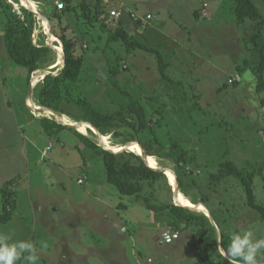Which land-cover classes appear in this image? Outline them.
Segmentation results:
<instances>
[{"label": "rangeland", "instance_id": "rangeland-1", "mask_svg": "<svg viewBox=\"0 0 264 264\" xmlns=\"http://www.w3.org/2000/svg\"><path fill=\"white\" fill-rule=\"evenodd\" d=\"M30 2L34 6L27 7L23 0L13 5L16 9L31 7L43 17L36 15L39 24L34 41H40L39 35L43 33L47 35L54 50L51 62L59 66L63 50L60 40L54 49L55 41L47 34L49 11L46 5ZM254 2L264 17V1ZM121 5L137 16L134 21L142 22L141 27L134 23L126 25L132 36L158 48L171 62L169 73L190 86L191 113L180 115L168 109L172 115L166 118L174 123L158 125L156 120H162L161 114L152 111L159 106L171 107L173 102L161 85L155 55L125 48L120 41L108 43V32L98 26L93 31L100 37V48L94 40L89 44L87 40L82 42L85 61L77 86H83L93 104L99 103L108 111L116 110L121 103L128 105L126 101H138L139 105L129 109L156 128L161 142L178 141L187 148L192 162L186 168L195 178L189 190L196 200L204 199L211 211L202 203H193L189 197L185 202L186 196L181 192L179 202L206 213L219 239L224 232L226 248L235 231L251 228L254 234L264 236V223L247 204L240 181L218 172L220 163L226 160L239 168L255 169V194L258 203L264 206L262 93L256 91V75L244 63L250 53L243 41L254 32L256 22L248 19L238 24L232 0H111L108 3L110 10ZM199 9L201 14L196 13ZM149 14L152 19L147 18ZM109 21L115 27L117 22ZM2 22L0 18V233L11 241H31L37 257L35 264H199L196 244L200 238L195 230L176 232L168 217L151 212L135 196L120 194L105 181L101 157L91 154L86 159L82 157L75 147L78 141L72 131L48 135L38 119L45 115L41 111L44 109L33 100L34 89L29 96L33 75L28 85L26 69L16 65L7 51ZM117 63L121 66L118 80L124 90L121 99L116 97L107 78L108 68ZM124 63L128 64L127 69L122 68ZM43 71L35 72L33 88ZM172 92L175 98H180L179 92ZM66 111L73 118L62 115L59 123L76 124L74 129L103 148L119 150L128 144L125 150L139 153L137 140L122 144L124 138L130 139L135 133L130 127L123 128L124 134L118 138L107 134L100 140L88 122L76 121L82 114L80 108L68 106ZM129 120L135 122L138 118L131 116ZM154 157L153 165L168 169L166 172L172 175L171 178L164 173L168 176L167 184L172 186L170 190L168 185L164 188L161 198L175 203L174 162L167 156ZM11 178L15 179L8 189L16 207L12 217L3 222L2 187ZM80 178L83 183L78 182ZM165 233L168 237H163ZM216 257L218 253L208 252L207 264H224ZM18 264L29 262L22 258Z\"/></svg>", "mask_w": 264, "mask_h": 264}, {"label": "trees", "instance_id": "trees-1", "mask_svg": "<svg viewBox=\"0 0 264 264\" xmlns=\"http://www.w3.org/2000/svg\"><path fill=\"white\" fill-rule=\"evenodd\" d=\"M13 1L19 4V0ZM31 1H36V4L40 3L43 6L46 5L45 8L49 11L47 19L50 23V31L54 35L51 39L55 41V45L58 44L57 40L61 41L59 45L65 55L64 67L61 72L57 75L47 74L33 88L34 102L40 107L52 109L61 115H66L68 118L72 116L66 111V108L76 105L77 108L82 110V114L79 115V119L76 121L81 120L92 124L102 135L112 134L115 138H118L124 134L123 128L126 126L130 127L135 133L129 136L130 139L124 138L122 144L131 140H137L148 156H167L172 159L175 165L174 171L178 179L180 192L184 196L189 197L193 203H202L209 209L204 199L200 201L196 200L189 190L193 186L195 178L192 171H188L186 168L192 162V157L188 155L187 148L178 141L169 140L167 144L161 142L159 135L155 131L156 128H152L149 122L147 124L138 115L132 114L131 109H129L133 105H139L138 101L136 103L134 101H126L128 105L121 103L116 110L108 111L104 107H101L99 103L95 102L93 104L84 93L83 86L82 88L77 86L85 61L82 42L87 40L89 44L90 41L94 40L97 48H100V40H98L100 37H96L93 31V28L98 26L101 31L108 32V43L120 41L125 48H137L155 55L161 85H163L164 91L173 102L171 107L159 106L152 111V114L157 113V111L161 114L162 120L160 118L156 120L158 125L169 126V123H174L172 120L168 121L166 118V116L172 115L169 113V110L180 115L190 114L191 109L188 107L189 91L185 89V84L182 80H175L169 73L168 70L171 62L166 60L158 48L149 46L141 40L134 38L127 28L131 24L125 22V17L133 21L132 23L136 27L141 25L142 22L140 20L134 21L130 13L124 11L121 18L116 21L115 27H111L109 20L115 22L111 19L108 6L111 0H80L78 4H74L75 0H62L65 4L63 9H58L54 4V0ZM232 1L234 2V14L238 24H244L248 19L256 22L254 32L248 34L243 39L244 46L250 53L244 63L256 75V91L262 93L260 103L264 109V17L254 0ZM196 13L199 14L200 10H197ZM0 18L3 21V36L7 51L16 65L24 67L27 70V83L29 85L33 73L38 70H45L46 64L51 62L54 50L48 44L47 35L44 33L43 35H39L40 41H34L39 19L32 10L24 6L16 9L11 2L0 0ZM120 68L121 66L118 63L110 66L107 78L115 89L116 97L121 99V92L123 93L124 90L120 87L118 80L121 72ZM122 68L127 69L128 64L126 67L123 64ZM172 91L179 92L180 98H175V93L172 94ZM110 94L112 95V91ZM195 106L197 108L201 107L196 104ZM131 116L138 118V120L131 122L129 120ZM152 119L154 120L153 117ZM40 121L49 136H59V133L63 130L72 131L74 137L78 139L77 146L75 147L81 152L84 159L87 158L88 154L95 156V158L101 157L105 181L114 185L120 194L135 196L141 199L151 212L168 217L171 227L176 232L188 229L195 230L194 233L200 238L196 244L198 246L196 255L199 264H207L209 262L206 259L208 252L218 253L216 260L228 264V261L217 251L219 234L206 213L175 204L172 199L161 198L162 191L168 185V180L161 170L153 168L156 165L148 162L152 166L150 167L144 158L136 152L128 150L113 152L107 150L94 142L89 136L54 119L41 117ZM144 135H147L145 136L146 138H142ZM114 151L117 150L114 149ZM218 170L220 174L232 176L240 181L246 194L247 204L258 212L264 223V206L258 203L254 189L256 170L239 168L231 160L221 162ZM14 179L7 181L2 188L3 213L1 219L3 222L8 221L12 217V213L16 207V200L8 189ZM169 185L170 190L171 185ZM209 211L211 210L209 209ZM214 219L218 223L216 217ZM225 221L228 222L227 218H225ZM203 242L205 243L204 245ZM221 242L222 246L226 249L224 245V232L221 234Z\"/></svg>", "mask_w": 264, "mask_h": 264}, {"label": "clouds", "instance_id": "clouds-1", "mask_svg": "<svg viewBox=\"0 0 264 264\" xmlns=\"http://www.w3.org/2000/svg\"><path fill=\"white\" fill-rule=\"evenodd\" d=\"M220 241L217 239V251L228 264H260L264 260V236L254 234L251 228L233 232L226 249ZM22 258H26L29 264H35L37 257L33 243L11 241L0 233V264H18Z\"/></svg>", "mask_w": 264, "mask_h": 264}, {"label": "water", "instance_id": "water-1", "mask_svg": "<svg viewBox=\"0 0 264 264\" xmlns=\"http://www.w3.org/2000/svg\"><path fill=\"white\" fill-rule=\"evenodd\" d=\"M27 1V0H26ZM28 7V6H27ZM30 10H32L34 13H35V15H37L39 18H43L40 14H38L37 13V11L36 10H34V9H31V8H29ZM47 20V19H46ZM47 22H48V20H47ZM50 32V33H49ZM48 35H49V39L51 40V38H52V33H51V31L50 30H48V33H47ZM62 44V43H61ZM53 46V45H52ZM54 47V49H56V45H54L53 46ZM64 62H65V55H64V52H62V65H61V67L56 71V73H54V72H50V71H46V72H44V77L47 75V74H54V75H57V74H59L60 72H61V70H62V68L64 67ZM33 80H34V78H33ZM33 80L31 81V85H30V89H29V96H30V94H32V90H33V84H32V82H33ZM43 108V107H42ZM44 110H46V108H43ZM48 110H50V111H52L56 116H58V117H61L62 115L60 114V113H58V112H56V111H54V110H52V109H48ZM42 111V110H41ZM66 125H69V126H72V127H74V128H76V124H74V123H66V122H64ZM90 124V123H89ZM91 125V130H93L95 133H97V134H99V137H100V140H101V138L103 137L102 136V134L92 125V124H90ZM77 129V128H76ZM101 143H102V141H101ZM103 144V143H102ZM139 144V146H140V152H139V154L144 158V160L146 161V163L148 164V155L146 154V152H145V150H144V148L142 147V145L140 144V143H138ZM129 146L130 145H125V146H123V147H121L119 150H117V151H114V150H110L109 148H107L106 146L104 147L105 149H107V150H110V151H113V152H119V151H122V150H125V149H128L129 148ZM149 165V164H148ZM150 166V165H149ZM150 167H152V166H150ZM153 168H156V169H159V170H161L163 173H165L166 174V170H168V169H166V168H163V167H159V166H154ZM173 174H174V176H175V185L173 186L174 187V198H175V203H178V204H180V205H182V206H185V207H188V208H191V209H193V210H197V211H200L198 208H196V207H191V206H188V205H184V204H182V203H180L179 202V195L181 194L180 193V190H179V184H178V179H177V176H176V174L173 172ZM168 177V176H167ZM172 186V185H171ZM163 237H168L167 235H166V233L165 234H163ZM173 237H175V236H173Z\"/></svg>", "mask_w": 264, "mask_h": 264}, {"label": "built area", "instance_id": "built-area-1", "mask_svg": "<svg viewBox=\"0 0 264 264\" xmlns=\"http://www.w3.org/2000/svg\"><path fill=\"white\" fill-rule=\"evenodd\" d=\"M12 4H14V2H12V0L10 1ZM54 4L57 6L58 9H63L65 7V4L62 0H54ZM15 5V4H14ZM126 9L124 8L123 5L120 6V8H112L110 10V16H111V19L114 20L116 22V20H119L121 18V16L123 15V12L125 11ZM128 13H130V16H132L133 18H137V16H135L133 13H131L130 11H128ZM148 19H151V15H148L147 16ZM127 64L124 63V67H126ZM230 82L232 83L233 80H230ZM34 84V83H33ZM44 112L43 115H45V117H48V118H52V117H56L57 116L50 110L46 109V110H42ZM48 148H50V146H48ZM79 183H83L84 180L83 178H80L78 180Z\"/></svg>", "mask_w": 264, "mask_h": 264}, {"label": "crops", "instance_id": "crops-1", "mask_svg": "<svg viewBox=\"0 0 264 264\" xmlns=\"http://www.w3.org/2000/svg\"><path fill=\"white\" fill-rule=\"evenodd\" d=\"M30 1V0H29ZM51 1V0H50ZM79 0H75L74 1V4H78L79 2H78ZM34 2V1H33ZM200 10V9H199ZM201 11V10H200ZM150 15V14H149ZM151 19H152V16H151ZM125 22H127L128 24H132V22L133 21H130L129 19H128V17H125ZM137 27H141V25H139V26H137ZM45 31V30H44ZM45 32H47V31H45ZM35 36V35H34ZM52 36H53V34H52ZM35 39V38H34ZM58 41V40H57ZM59 43H60V41H58ZM56 63L57 62H50L49 64H46V66H45V70L43 71V72H46V71H50V72H54V73H56V71L61 67V65H62V63L59 65V66H56ZM39 71L40 70H38V73H39ZM26 72H27V70H26ZM35 72H37V71H35ZM35 72L33 73V78L35 77L34 76V74H35ZM41 73V72H40ZM42 75H41V77H39V79H37L36 81L38 82V81H40V80H42L43 78H44V74L43 73H41ZM172 76V75H171ZM173 77V76H172ZM175 80H178V78H175V77H173ZM180 80H182V79H180ZM183 81V80H182ZM35 83V82H34ZM183 83L185 84V82L183 81ZM37 84V83H36ZM34 85V84H33ZM185 86V89L186 90H188L189 89V87L190 86H187L186 84L184 85ZM189 91V90H188ZM189 94H190V92H189ZM30 100V99H29ZM34 100V99H33ZM29 103V102H28ZM30 106V105H29ZM31 107V106H30ZM44 108V107H43ZM42 116H40L38 119H39V122H40V125L42 126V124H41V121H40V118H41ZM43 117H45V116H43ZM50 119H54V120H56V121H58V122H60L61 120H60V117H52V118H50ZM69 126V125H68ZM78 140V139H77ZM45 153V152H44ZM12 179H14V178H11V179H8L7 181H10V180H12ZM6 181V182H7ZM6 182H5V184H6ZM4 184V185H5ZM3 188V187H2ZM198 204H200V203H198ZM203 205V204H202Z\"/></svg>", "mask_w": 264, "mask_h": 264}, {"label": "bare ground", "instance_id": "bare-ground-1", "mask_svg": "<svg viewBox=\"0 0 264 264\" xmlns=\"http://www.w3.org/2000/svg\"><path fill=\"white\" fill-rule=\"evenodd\" d=\"M29 2H30V1H28V0H27V1H26V0H23V4H24V5H27L28 7H29L30 5H33V3L30 2V3H31V4H30ZM33 6H34V5H33ZM30 8H31V7H30ZM59 62H60V61H59ZM105 139H106V137H105ZM137 147H138V152H140V147H139V146H137ZM148 162H149L150 164H155V162H156V161H155V157H154V156H148ZM166 173L168 174L169 177L172 178V175H171L168 171H167ZM184 200H185V202H186V200H188V198L185 197Z\"/></svg>", "mask_w": 264, "mask_h": 264}]
</instances>
